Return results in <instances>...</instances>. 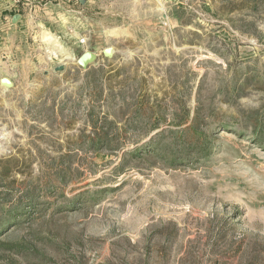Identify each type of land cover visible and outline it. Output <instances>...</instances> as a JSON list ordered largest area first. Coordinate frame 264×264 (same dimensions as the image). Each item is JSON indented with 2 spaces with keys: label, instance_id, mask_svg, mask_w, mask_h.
<instances>
[{
  "label": "rangeland",
  "instance_id": "1",
  "mask_svg": "<svg viewBox=\"0 0 264 264\" xmlns=\"http://www.w3.org/2000/svg\"><path fill=\"white\" fill-rule=\"evenodd\" d=\"M52 1L17 12L24 31L0 51V264H264V145L242 127L264 112V0ZM201 77L227 125L210 126L212 154L116 168L143 142L130 107H171L180 79L193 109Z\"/></svg>",
  "mask_w": 264,
  "mask_h": 264
},
{
  "label": "trees",
  "instance_id": "2",
  "mask_svg": "<svg viewBox=\"0 0 264 264\" xmlns=\"http://www.w3.org/2000/svg\"><path fill=\"white\" fill-rule=\"evenodd\" d=\"M129 67L127 65L118 67L110 78L112 80L118 78L119 74H122L123 70H128ZM179 80H176L173 90L168 92V94H171V107L162 102L159 105L150 104L148 94L143 96V100L141 99L137 104L130 107L132 117L127 120L126 125L135 128H139V125L142 126V132L144 133L143 142L132 150L125 151L116 168L124 166L122 161L127 155L136 158H144L146 153L156 154L162 158L167 156L168 160L173 164L184 162L185 160L190 162L194 159L195 161H200L212 154V142L215 139L214 130L216 129L210 130V126L218 124L219 127H227V125H222L223 123L219 125L215 121H213L215 123L210 121L212 120V113L209 112L210 110L205 109L201 102L205 82L204 77H201L195 88L196 104L193 109L188 105V98L192 96L194 90L191 87L189 91H182L178 88ZM247 84L248 82L244 81L239 87L240 89H237V84L232 85V93L244 90ZM120 86H125V83H120ZM113 103H108V106L113 108ZM121 106H127L126 100L121 103ZM107 113L109 114V112ZM168 118H170L169 121ZM246 120V125L242 127H250L253 139L264 145V112L256 118L248 116ZM114 124H116V120L105 116L100 129H96V133L101 131L100 133H104V136H106ZM117 139L118 137H115L114 142H117ZM99 140L104 141L105 137ZM31 196L29 195V197ZM16 210L21 212V209L16 208L12 211H6L5 214L15 217L17 215Z\"/></svg>",
  "mask_w": 264,
  "mask_h": 264
},
{
  "label": "crops",
  "instance_id": "3",
  "mask_svg": "<svg viewBox=\"0 0 264 264\" xmlns=\"http://www.w3.org/2000/svg\"><path fill=\"white\" fill-rule=\"evenodd\" d=\"M52 0H26L20 4L14 2V0H0V51L1 56L5 57L6 52L10 53L13 46H16L17 39L24 31L23 19H15L17 12L29 8L33 10L37 7L41 8ZM61 2L59 1L58 4ZM22 6V7H21ZM16 20V21H15ZM24 34V33H23Z\"/></svg>",
  "mask_w": 264,
  "mask_h": 264
},
{
  "label": "water",
  "instance_id": "4",
  "mask_svg": "<svg viewBox=\"0 0 264 264\" xmlns=\"http://www.w3.org/2000/svg\"><path fill=\"white\" fill-rule=\"evenodd\" d=\"M103 53L107 57L112 56L113 55L112 48H110V47L105 48L103 50ZM95 59H96V53L95 52L86 51L79 57L78 64L84 68H87L93 61H95ZM1 83L5 86H8V87H11L13 85L12 80L8 77H2Z\"/></svg>",
  "mask_w": 264,
  "mask_h": 264
},
{
  "label": "bare ground",
  "instance_id": "5",
  "mask_svg": "<svg viewBox=\"0 0 264 264\" xmlns=\"http://www.w3.org/2000/svg\"><path fill=\"white\" fill-rule=\"evenodd\" d=\"M44 38H45L46 40H49V41L52 40V39H51L52 37H51L49 34H46V35L44 36Z\"/></svg>",
  "mask_w": 264,
  "mask_h": 264
},
{
  "label": "built area",
  "instance_id": "6",
  "mask_svg": "<svg viewBox=\"0 0 264 264\" xmlns=\"http://www.w3.org/2000/svg\"><path fill=\"white\" fill-rule=\"evenodd\" d=\"M24 1H26V0H14V2L17 3V4H20V3L24 2Z\"/></svg>",
  "mask_w": 264,
  "mask_h": 264
}]
</instances>
